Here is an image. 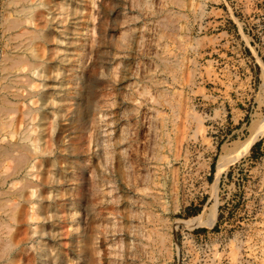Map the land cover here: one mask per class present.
I'll use <instances>...</instances> for the list:
<instances>
[{
	"label": "rangeland",
	"instance_id": "rangeland-1",
	"mask_svg": "<svg viewBox=\"0 0 264 264\" xmlns=\"http://www.w3.org/2000/svg\"><path fill=\"white\" fill-rule=\"evenodd\" d=\"M263 77L264 0H0V124L49 141L37 177L0 164V244L30 182L24 264H264Z\"/></svg>",
	"mask_w": 264,
	"mask_h": 264
},
{
	"label": "bare ground",
	"instance_id": "bare-ground-1",
	"mask_svg": "<svg viewBox=\"0 0 264 264\" xmlns=\"http://www.w3.org/2000/svg\"><path fill=\"white\" fill-rule=\"evenodd\" d=\"M22 35H23L22 33L19 34L20 37ZM34 38H35V36H34ZM29 46H30L31 51H32V46L31 45H29ZM30 54L32 55V57L35 55L33 53H30ZM20 63L21 62H17L16 65H18ZM22 63H25V62H22ZM36 66L37 65H35V64L32 65L31 71L35 70ZM34 73H35V71L33 72V74ZM263 85H264V77H263ZM13 96L18 97L17 92H15L13 94ZM33 96L34 95H28V99H31ZM15 105L16 104H11L10 109L4 108L1 110V112L4 111L5 113H7L6 114L7 118H5V121L0 124L1 130L4 131L5 133H7V135H9L10 137L15 136L17 131H18L17 124H18L19 118L23 117V116H28V119H29L31 124L30 125L28 124L29 125V126L27 125L28 127L26 126V130L24 132H22V136L20 139L23 141H26L29 144V146H21V147L14 148L13 144H10L6 148L0 149V164H3L7 161L12 162V166H11L10 170H7L10 174H6L4 178L0 177L3 182L6 181V179L9 178L10 176H13L18 171H20L24 166H26V167L30 166L31 170H34L31 172L30 171L26 172L25 173L26 176L34 175V177H37L39 175V173L42 172V169H43L42 163L44 161L38 160L36 162L37 165H35V163L30 165V162H29L27 155L25 153L27 152V153H30L31 155H35V156L39 155V154H45L48 151L47 146L49 145V141L48 142L45 141L44 143L42 142V144H40L41 135L45 131L44 125L41 124V122L44 120V118H42L41 116L39 117V113H37L35 110H32L30 108H27L26 112L22 113V115L21 114L16 115V113H14V112H16V110L14 109ZM11 111H14V112L9 113ZM12 114L15 115L13 118L11 117ZM20 122H21V120L19 121V123ZM70 122L72 123V120ZM54 125H56L55 121L51 125V130L53 129V131H55ZM71 127H72V125H71ZM69 129L71 130V128H69ZM69 129H67V131ZM257 129H258L257 132H255L252 136H250V138L246 142V144H244L243 146H240L238 148L239 149L238 152L243 150V149H248L251 146V144L254 141H256L257 135L259 133L263 132L264 120H262V122L259 123ZM223 159H224V156L223 155L220 156V158L218 159L219 164L222 163ZM42 180L44 182L46 180V178L42 179ZM42 195H43V191H42L41 184L40 185H33L30 182H26V183L22 184L20 188L13 190L10 193V197H16L19 200V202L8 205V207L6 206L7 207L6 216L8 217V219H10V221L13 224L9 223L7 225V227H5L7 229V234H6V238L3 239L1 241V244H0V264H24L25 259L22 258L23 252L25 250L24 248H22V245L24 243L22 242L23 239L19 238V236L17 235V232L19 229L18 228V225H19V221H18L19 210L18 209L20 208L21 202L32 203V201H31L32 197L39 198ZM37 211H38V209H34L33 207H31V213L29 215L30 220L35 219L34 216L37 215L36 214ZM213 216H214V211H211V213L208 216H205L204 218L201 216H198L194 220H191L189 222L185 221V222H183V223L181 222V223H182L183 227L201 226L205 222H208ZM35 233H37V231H35ZM25 235H27V234L25 233ZM27 241H28V239H27ZM71 243H72V241H71ZM46 250L47 249L45 246L39 247V252H38L39 259L42 257L45 259V257L47 255L43 254V253L46 252ZM26 260H27V264H28V258ZM46 262H49V259H47V261L46 260L40 261V263H44V264Z\"/></svg>",
	"mask_w": 264,
	"mask_h": 264
}]
</instances>
